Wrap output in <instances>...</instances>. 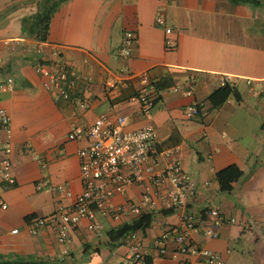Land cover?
Returning a JSON list of instances; mask_svg holds the SVG:
<instances>
[{"label": "crops", "instance_id": "crops-1", "mask_svg": "<svg viewBox=\"0 0 264 264\" xmlns=\"http://www.w3.org/2000/svg\"><path fill=\"white\" fill-rule=\"evenodd\" d=\"M45 1L0 0V38L9 42L0 43V56L4 73L15 79L11 90L0 93V109L11 117L10 159L16 178L13 185L0 183V258L124 264L137 243L149 264H207L201 257L179 253L173 240L165 243L164 255L155 248L164 229L181 231L182 216L189 211L197 225L187 233V242L221 254L225 264H264V0H66L52 17L47 42L26 38L22 19ZM160 10L177 40L174 49L166 48L165 31L156 23ZM126 31H133L136 41L131 56L123 59L118 49ZM54 48L79 75L71 100H56L37 71ZM142 73L149 74L152 84L171 82L160 91L150 86L153 105L144 114L138 99ZM225 77L233 81L239 98L231 96L215 109L209 97ZM107 82L115 85L110 95ZM76 99L87 107L79 108ZM195 102L201 115L187 119L185 111ZM108 112L113 118L125 117L129 130L154 127L159 139L151 154L158 168L180 160L197 193L187 208L154 213L150 228L136 232L135 240L127 235L112 242L108 232L132 223L136 215L118 220L98 215L101 236L82 220L69 231L63 254L54 227L32 235L27 218L51 217L61 204L72 205L53 186L65 185L75 196L82 192L77 152L86 142L69 140L68 134ZM6 146L0 128V163L7 157ZM174 146L179 153L165 156ZM230 166L243 174L226 193L217 174ZM141 194L140 186H131L112 203H139ZM210 209H218L225 221L217 224L207 214ZM206 229L218 237L205 236Z\"/></svg>", "mask_w": 264, "mask_h": 264}, {"label": "built area", "instance_id": "built-area-1", "mask_svg": "<svg viewBox=\"0 0 264 264\" xmlns=\"http://www.w3.org/2000/svg\"><path fill=\"white\" fill-rule=\"evenodd\" d=\"M156 23L165 31V46L167 49L177 47V40L172 37V28L167 24V17L163 10L156 14ZM136 41L133 31H126L122 43L118 49L119 57L127 59L131 56ZM0 43L8 44L4 38ZM44 53V52H41ZM37 66V71L45 77L44 87L56 94V100H71L72 91L79 75L75 69L61 60L60 52L54 48L46 55V61ZM5 65L0 56V93L11 90L15 84L13 76L5 74ZM128 72V68H124ZM144 87L141 89L138 99L142 104L140 113L148 112L152 105V85L148 73L140 75ZM222 85L233 87V81L229 77L222 79ZM115 85L106 83V94L110 95ZM174 89V87H173ZM79 108H86L87 103L76 99ZM112 110L111 108L109 109ZM187 119H193L201 115L198 103L189 105L185 111ZM126 118L116 117L110 112L98 117L89 126H75L69 134V140L85 141L86 145L80 148L77 155L80 159V172L83 190L80 194L74 193L65 185L53 186L62 199H72V205L61 204L51 217H34L27 221L30 233L38 235L43 228L52 225L57 233V241L63 246V254L67 253L65 245L69 241V231L77 227L82 220H88V229L98 236L104 234V227L98 221V215L118 220L127 214L140 215L142 213H157L160 211H173L184 209L197 193V186L185 171L178 159L170 160L161 168L152 156V149L158 142V133L151 125L140 129H126ZM0 128L7 137L5 152L7 157L0 163V183L15 184L13 163L10 159L12 152L11 117L4 109H0ZM179 146H174L165 151V156L177 155ZM142 188L141 201L115 205L112 198L115 195L124 194L131 186ZM45 186L41 184L39 189ZM207 214L217 224L225 221L224 215L218 209H210ZM235 223V219H230ZM197 217L195 213L185 211L182 216L180 232L164 229L161 236L155 242V248L159 253H166L165 243L169 240L179 245V253L183 255L201 257L207 264H225L221 254L209 249L199 248L187 242V233L195 230ZM17 232V230L13 231ZM205 236L217 238L218 233L212 229L204 231ZM131 240H135L136 233H131ZM131 253L127 255L124 264H148L146 254L139 244L134 243ZM183 264H189L184 262Z\"/></svg>", "mask_w": 264, "mask_h": 264}, {"label": "trees", "instance_id": "trees-1", "mask_svg": "<svg viewBox=\"0 0 264 264\" xmlns=\"http://www.w3.org/2000/svg\"><path fill=\"white\" fill-rule=\"evenodd\" d=\"M66 0H46L44 6L35 14L24 17L21 21L22 31L26 38L34 39L39 42H47L49 39L50 24L54 13L59 5ZM234 3L248 2L250 0H229ZM152 86L155 90L160 91L171 86V82L168 79H161L153 82ZM231 96L239 98L237 91L229 85L222 86L215 90L209 97L213 107L215 109L220 108ZM243 172L238 166H230L217 174V180L220 185V189L223 192L229 193L233 189V184L239 180ZM170 212V211H164ZM35 216L28 217L27 221H30ZM154 213H142L138 215L132 223L124 224L117 230L108 232V235L112 242L120 241L125 236L131 233L141 231L145 233L150 228L153 222ZM148 264L150 263L147 258ZM0 264H47L46 262L39 260H18L11 259L5 260L0 258Z\"/></svg>", "mask_w": 264, "mask_h": 264}]
</instances>
